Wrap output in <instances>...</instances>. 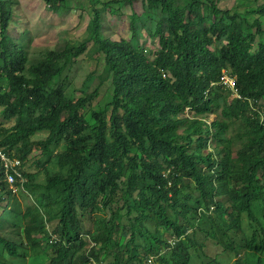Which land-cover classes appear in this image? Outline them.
I'll return each instance as SVG.
<instances>
[{"label":"trees","instance_id":"trees-1","mask_svg":"<svg viewBox=\"0 0 264 264\" xmlns=\"http://www.w3.org/2000/svg\"><path fill=\"white\" fill-rule=\"evenodd\" d=\"M45 1L55 7L65 0ZM145 1L150 7L161 8L167 14L169 37H161L162 48L154 61L124 39L103 38L101 23L99 19L95 21L94 39L105 54L115 89L109 104L100 111L91 112L96 123L91 129L82 111L91 107L100 96L98 89L77 100L66 97L63 85L47 92L52 80L86 52V43L78 49L50 51L43 60L29 64L24 50L9 35L13 21L11 2L0 0V107L4 108V120L17 116V130L9 144L13 145L26 135L47 131L48 136L42 142L43 152L48 153L53 143L66 140L67 150L60 155V164L73 165L69 176H52L45 184L47 190L61 194L62 205L60 225L64 239L57 242L51 264H76L78 252L89 247L90 242L79 232L76 187L81 189L87 205L93 203L92 209L98 204L99 196L101 200L106 198L113 203L112 194L117 192L118 181L124 177L127 167L125 159L129 160L131 174L123 197L128 209L136 212L138 221L150 218L167 228L176 226L170 222L167 213L176 209L177 184L169 187L163 174L153 175L158 162H148L153 157L163 156L169 167L178 168L182 175L195 182L204 198L212 200L213 193L223 185L224 193L234 203V218L246 213L257 223L252 211L253 186L264 167V156H259L264 152V119L253 117L256 113L252 106L264 99V41L259 42L256 53L252 50L257 38L264 37V4L255 10L259 17L250 24L239 14L231 13L211 0H190L182 8L176 7L173 0ZM217 40L226 43L214 52L210 46ZM224 69L236 76L241 97L233 98L228 107L229 115L246 120L249 130L245 148L256 147L258 150L255 155L239 154V170L247 185L245 193L240 195L225 190L231 162L229 156L219 160L209 154L203 159L201 153H188L193 137L206 144L208 137L205 133L210 134L211 126L221 128L219 121L209 127L206 120L216 102L212 97L214 92L226 90L217 84ZM4 79H8L11 93L3 91L1 81ZM111 107L108 121L106 114ZM186 108L193 109L196 115L187 121L177 119ZM38 111L40 114L36 116ZM248 112L251 117L246 116ZM64 113H67L66 117H63ZM23 115H29L31 119L22 121ZM185 123L188 126L180 132ZM202 159L207 163L205 168L210 170L208 174L203 173L197 164ZM90 161L103 169L102 178L96 179L88 174ZM142 171L155 178V182L149 184L146 179H140L138 173ZM138 189L139 195L127 200V196L131 197ZM216 205L224 211L223 206ZM112 215L110 228L105 232L106 240L102 243L104 247L109 245L116 229L117 213ZM25 216L31 217L25 229V234L30 237L41 227L43 218L31 210ZM257 240L254 235L249 243L251 251ZM0 242L10 255L19 257L17 244L1 232Z\"/></svg>","mask_w":264,"mask_h":264},{"label":"rangeland","instance_id":"rangeland-1","mask_svg":"<svg viewBox=\"0 0 264 264\" xmlns=\"http://www.w3.org/2000/svg\"><path fill=\"white\" fill-rule=\"evenodd\" d=\"M9 1L13 7L9 35L24 50L29 64L43 60L50 51L78 49L86 43V52L70 62L61 75L52 80L47 92L63 85L66 97L77 100L98 89L100 96L91 107L82 111L91 129L96 127L91 112L100 111L109 104L115 89L113 74L106 64L105 54L94 39L96 19L101 23L100 35L103 38L124 39L152 61L158 58L161 51V37H169L167 14L161 8L150 7L145 0H65L55 7L45 0ZM189 1L173 0V3L182 8ZM211 1L231 10V13L239 14L241 19L250 24L259 17L255 10L264 4V0ZM204 14L208 15L206 9ZM1 40L0 21V43ZM261 40L264 41V37L259 36L253 53L258 51ZM225 43L217 40L210 48L215 52ZM1 86L4 92H12L8 79L2 80ZM212 97H215L216 102L212 112L207 115L206 123L210 127L214 121H219L221 128L211 126L210 134L205 133L208 137L206 144L193 137L188 153H201L203 159L209 154L219 160L229 156L231 162L225 190L240 195L245 193L247 185L239 170V154L247 152L255 155L258 150L256 147L245 148L249 130L246 120L229 115L228 107L234 98L232 93L227 90L215 91ZM252 108L256 113L253 117L263 121L264 99ZM3 110L0 107V147L23 161L24 184H17L13 189L0 177V232L5 238L15 242L19 251V257H14L0 242V264H51L58 246L55 240L64 239L60 225L62 205L61 194L56 190H47L45 184L49 177H67L73 172V165L60 164V155L66 152L67 141L53 143L49 146L48 153H44L42 142L47 138L48 132L41 131L26 135L11 145L9 142L17 130V116L4 120ZM111 111L112 107L106 114L108 121ZM39 114L40 111L36 116ZM195 115L193 109L186 108L176 118L187 121ZM66 116L67 113H64L63 117ZM246 116L251 117V113L248 112ZM30 119L29 115L22 117L25 122ZM187 126L188 123L182 125L180 132ZM259 156L263 157L264 152ZM203 159L198 160L197 164L203 173L208 174L210 170L205 168L207 163ZM153 161L158 162L153 175L163 174L169 187L175 183L179 190L176 209L167 213L170 222L176 225L175 228H167L150 218L138 221L136 212L128 209L123 195L128 190L131 168L129 160L125 159L127 167L124 177L118 181L117 192L112 194L113 203L106 198L101 200L99 196L98 204L92 209L93 203L87 205L81 189L76 187L75 207L80 235H88L95 243L93 250L88 242L89 247L78 252L76 264H89L85 257L92 254V257L105 264H142L149 256L163 253L158 264H264V167L253 186L252 211L255 223L246 213L238 219L234 218V203L224 193L223 185L213 193L212 200L204 198L195 182L182 175L178 168L169 167L165 157H153L148 162ZM217 171L222 173L221 169ZM87 172L96 179L102 178L104 174L103 169L93 161H90ZM138 177L146 179L149 184L155 182V178L144 171L139 172ZM139 192V189L135 190L131 197L127 196V200L136 198ZM143 193L147 194L145 191ZM216 204L223 206L224 211L218 209ZM28 210L43 218L41 227L30 237L25 234L31 218L25 216ZM113 212L117 213L116 229L109 245L104 247L102 243L106 240L105 232L110 228ZM254 235L258 240L251 251L249 243ZM175 238L180 242L173 250L168 251L169 242Z\"/></svg>","mask_w":264,"mask_h":264},{"label":"built area","instance_id":"built-area-1","mask_svg":"<svg viewBox=\"0 0 264 264\" xmlns=\"http://www.w3.org/2000/svg\"><path fill=\"white\" fill-rule=\"evenodd\" d=\"M218 85H221L226 90L230 91L234 97H237V99H241L238 87H237V79L236 76L233 75V73L229 70H223ZM0 177L3 178L6 183L14 189V187L17 184L23 185L24 184V166L23 162L14 156H12L10 153L5 151L3 148L0 147ZM84 237V235H82ZM56 237H54L55 239ZM90 243L91 248L95 246V243H93L90 240V237L88 235H85V237ZM181 239V238H180ZM55 242H60L59 240H55ZM180 242L179 239H174L169 242V248L168 251L173 250L176 245ZM69 246L70 244H65ZM164 256L163 254L149 256L146 258L144 264H158V261ZM88 262L89 264H105L103 261L97 260L95 257L88 255Z\"/></svg>","mask_w":264,"mask_h":264}]
</instances>
